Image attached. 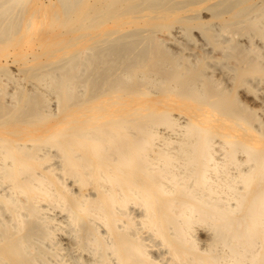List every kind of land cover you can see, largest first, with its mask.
<instances>
[{
  "label": "bare ground",
  "instance_id": "6f19581e",
  "mask_svg": "<svg viewBox=\"0 0 264 264\" xmlns=\"http://www.w3.org/2000/svg\"><path fill=\"white\" fill-rule=\"evenodd\" d=\"M0 264H264V0H0Z\"/></svg>",
  "mask_w": 264,
  "mask_h": 264
},
{
  "label": "rangeland",
  "instance_id": "374dc122",
  "mask_svg": "<svg viewBox=\"0 0 264 264\" xmlns=\"http://www.w3.org/2000/svg\"><path fill=\"white\" fill-rule=\"evenodd\" d=\"M53 261H55V258H53Z\"/></svg>",
  "mask_w": 264,
  "mask_h": 264
}]
</instances>
